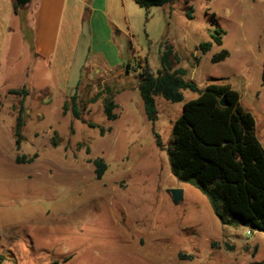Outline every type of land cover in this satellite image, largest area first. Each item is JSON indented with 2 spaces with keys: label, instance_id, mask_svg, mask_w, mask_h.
Here are the masks:
<instances>
[{
  "label": "rangeland",
  "instance_id": "obj_1",
  "mask_svg": "<svg viewBox=\"0 0 264 264\" xmlns=\"http://www.w3.org/2000/svg\"><path fill=\"white\" fill-rule=\"evenodd\" d=\"M12 1L0 0V264H264L263 232L223 226L207 196L172 173L173 125L197 94L184 91L180 103L157 96L153 126L133 68L147 58L154 74L162 72L171 46L172 70H185L200 88L225 81L240 93L264 146V0H196L191 20L183 0L172 15L131 2L133 27L116 34L115 43L134 75L131 91L119 95L121 82L115 93L107 88L112 76L100 75L89 29L82 28L79 44L77 31L63 29L54 58H40L30 26L35 3L15 10ZM217 30L224 31L220 46L212 38ZM206 42L213 47L203 54L198 47ZM223 50L228 56L214 62ZM24 88L25 98L11 92ZM74 95L82 118L105 128L104 136L73 117ZM110 97L118 105L114 121L104 109ZM35 154L31 163L16 162ZM96 159L107 166L101 179ZM178 188L184 199L175 205L167 191Z\"/></svg>",
  "mask_w": 264,
  "mask_h": 264
},
{
  "label": "trees",
  "instance_id": "obj_2",
  "mask_svg": "<svg viewBox=\"0 0 264 264\" xmlns=\"http://www.w3.org/2000/svg\"><path fill=\"white\" fill-rule=\"evenodd\" d=\"M141 8L162 7L175 0H134ZM194 0H186V5ZM18 6L14 1V9ZM193 7L186 10L188 19H192ZM223 30H217L212 36L216 45H222ZM213 42L199 45L198 49L208 53ZM171 46H166L162 55L164 70L154 74L147 58L133 64L137 72L138 89L149 122L154 126L157 120L156 97L162 96L172 103L183 102L184 91L197 94L195 99L183 105L180 117L172 129V141L169 148V161L173 175L183 183L197 187L207 196L213 212L223 226L246 227L251 231L264 233V146L257 134L256 120L253 114L241 104L240 93L225 81H218L200 88L194 81L185 78L186 71L172 70L170 58ZM228 52L223 50L213 58L214 62L225 59ZM176 62L179 59L174 57ZM130 64L126 70L129 72ZM264 86V68L262 72ZM24 98L29 92L24 88ZM221 101L225 103L222 105ZM72 114L90 128H99L105 135L106 129L82 118L78 109L77 96L71 98ZM117 104L113 98L105 100V114L109 120H117ZM24 100L16 120V149H21ZM68 106H64V114ZM56 144V143H54ZM32 157H17V163H31ZM95 174L101 179L107 166L102 159L93 161Z\"/></svg>",
  "mask_w": 264,
  "mask_h": 264
},
{
  "label": "crops",
  "instance_id": "obj_3",
  "mask_svg": "<svg viewBox=\"0 0 264 264\" xmlns=\"http://www.w3.org/2000/svg\"><path fill=\"white\" fill-rule=\"evenodd\" d=\"M176 1L162 7L143 9L149 13L153 8H161L166 13L168 12L169 15H172L175 10ZM194 1H191L189 6ZM33 2L35 6L30 26L34 34V49L40 58L47 60L54 58L58 46L57 37L62 33L63 29L65 31H71V29L77 31V44L81 42L82 28L89 29L91 33V47L99 50L96 55L102 64L100 75L112 76L113 84L107 87L108 90H114L116 93L117 88L115 86H119L118 81H120L122 87L119 88L120 90L116 95H119L120 92L128 93L131 91L126 86L130 77L134 74L131 72L126 73L124 68L126 66L124 63H120L115 40L116 34H124L123 31L126 27L128 31L133 27V22L129 20L128 14L130 12L133 13L134 7L131 2H135L134 0H30L24 7L32 6ZM183 2L185 4L186 15V10L189 6L186 5V0H183ZM12 3L14 5V1ZM126 14L127 17L124 16ZM76 48L79 50L78 57L82 59V49L77 46ZM94 67L99 69V66ZM80 72H82V69ZM119 76L123 79L114 82V78ZM78 82H82V80ZM94 92H98L97 87H95Z\"/></svg>",
  "mask_w": 264,
  "mask_h": 264
},
{
  "label": "water",
  "instance_id": "obj_4",
  "mask_svg": "<svg viewBox=\"0 0 264 264\" xmlns=\"http://www.w3.org/2000/svg\"><path fill=\"white\" fill-rule=\"evenodd\" d=\"M30 0H16L17 6H24L27 3H29ZM222 105H225L223 101H221ZM168 194H170L173 198V203L175 205H178L180 202L184 199V191L182 189H170L167 191Z\"/></svg>",
  "mask_w": 264,
  "mask_h": 264
},
{
  "label": "flooded vegetation",
  "instance_id": "obj_5",
  "mask_svg": "<svg viewBox=\"0 0 264 264\" xmlns=\"http://www.w3.org/2000/svg\"><path fill=\"white\" fill-rule=\"evenodd\" d=\"M170 195V194H169Z\"/></svg>",
  "mask_w": 264,
  "mask_h": 264
}]
</instances>
